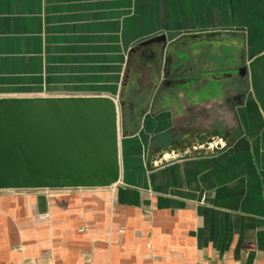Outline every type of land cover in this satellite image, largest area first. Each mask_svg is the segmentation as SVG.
<instances>
[{
    "label": "crops",
    "instance_id": "0c3cea01",
    "mask_svg": "<svg viewBox=\"0 0 264 264\" xmlns=\"http://www.w3.org/2000/svg\"><path fill=\"white\" fill-rule=\"evenodd\" d=\"M261 51L264 0H0V98L121 97L127 130L114 185L0 190V264H264V117L232 69Z\"/></svg>",
    "mask_w": 264,
    "mask_h": 264
},
{
    "label": "water",
    "instance_id": "95a60500",
    "mask_svg": "<svg viewBox=\"0 0 264 264\" xmlns=\"http://www.w3.org/2000/svg\"><path fill=\"white\" fill-rule=\"evenodd\" d=\"M152 42L164 43L165 35L138 47ZM238 68L242 74L236 84L247 81L264 117V51L248 60L242 57ZM125 116L121 97L0 98V190L114 185L120 177L119 141L127 135ZM169 192L196 198L188 191Z\"/></svg>",
    "mask_w": 264,
    "mask_h": 264
},
{
    "label": "flooded vegetation",
    "instance_id": "af4514ba",
    "mask_svg": "<svg viewBox=\"0 0 264 264\" xmlns=\"http://www.w3.org/2000/svg\"><path fill=\"white\" fill-rule=\"evenodd\" d=\"M158 36V35H157ZM165 39H166V36H165ZM236 60H240V54L238 55V57H237V59ZM233 68V71H234V74L237 76V77H241V74H242V72H241V70H240V68H238V66H232Z\"/></svg>",
    "mask_w": 264,
    "mask_h": 264
},
{
    "label": "built area",
    "instance_id": "2783aa9c",
    "mask_svg": "<svg viewBox=\"0 0 264 264\" xmlns=\"http://www.w3.org/2000/svg\"><path fill=\"white\" fill-rule=\"evenodd\" d=\"M203 201L202 197H201V202ZM200 264H214V263H211V262H206V263H200Z\"/></svg>",
    "mask_w": 264,
    "mask_h": 264
},
{
    "label": "rangeland",
    "instance_id": "374dc122",
    "mask_svg": "<svg viewBox=\"0 0 264 264\" xmlns=\"http://www.w3.org/2000/svg\"><path fill=\"white\" fill-rule=\"evenodd\" d=\"M219 83V82H218ZM236 83H237V81H236Z\"/></svg>",
    "mask_w": 264,
    "mask_h": 264
}]
</instances>
